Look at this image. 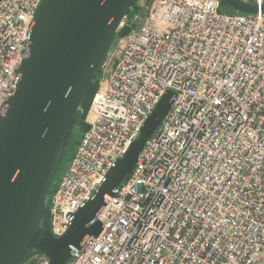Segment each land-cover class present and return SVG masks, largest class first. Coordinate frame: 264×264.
I'll list each match as a JSON object with an SVG mask.
<instances>
[{"label": "built area", "instance_id": "2783aa9c", "mask_svg": "<svg viewBox=\"0 0 264 264\" xmlns=\"http://www.w3.org/2000/svg\"><path fill=\"white\" fill-rule=\"evenodd\" d=\"M41 0H0V114L20 79ZM148 0L116 49L62 178L50 229L63 235L167 90L173 103L135 168L105 195L67 264H264V0ZM137 20V14L132 15ZM35 264L49 258L35 252Z\"/></svg>", "mask_w": 264, "mask_h": 264}, {"label": "water", "instance_id": "95a60500", "mask_svg": "<svg viewBox=\"0 0 264 264\" xmlns=\"http://www.w3.org/2000/svg\"><path fill=\"white\" fill-rule=\"evenodd\" d=\"M137 0H41L31 42L18 67L20 79L0 114V264H24L41 252L49 264H67L86 237H96L95 220L105 195L132 174L147 140L169 111L167 90L124 155L117 158L93 196L71 218L67 231L50 229L49 193L63 146L77 115L86 120L101 79H93L123 21ZM221 9L255 13L258 5L219 0ZM264 9V4L261 5Z\"/></svg>", "mask_w": 264, "mask_h": 264}, {"label": "rangeland", "instance_id": "374dc122", "mask_svg": "<svg viewBox=\"0 0 264 264\" xmlns=\"http://www.w3.org/2000/svg\"><path fill=\"white\" fill-rule=\"evenodd\" d=\"M147 2L148 0H137L136 2L137 9H135V14H137V20L135 19L133 20V17L131 16L127 17L121 24L116 34L114 35V38L109 46V49L102 63L98 67L97 73L101 80H104L108 76L110 69L114 65V61L116 57L115 56L116 49L119 48V46L123 43L124 41L123 39L127 36V34L139 25L140 20L142 19V15L144 14L145 5L147 4ZM222 12L230 13V14L240 13L239 11H235L230 8L222 9ZM124 26H127L129 30L124 34L119 33V30ZM85 122H87V119L85 120ZM82 131H83L82 125L80 124V122H76L72 127V134L70 136L69 142L65 146L64 153L61 156V160L59 161V164L57 165L53 184L51 186L50 193H49V201L52 197L54 186L56 185L57 182L60 181L66 168L68 167V164L70 163V160L73 156L77 141L82 135ZM35 255L36 253L33 252L30 255V257L25 261L24 264H35L36 263Z\"/></svg>", "mask_w": 264, "mask_h": 264}, {"label": "trees", "instance_id": "16d2710c", "mask_svg": "<svg viewBox=\"0 0 264 264\" xmlns=\"http://www.w3.org/2000/svg\"><path fill=\"white\" fill-rule=\"evenodd\" d=\"M228 8L234 10V9L231 8V7H228ZM135 9H137V5H136V3H135V5H134V11H135ZM235 11H236V10H235ZM128 30H129V28H128L127 26H124V27H122V28L119 30V33L124 34V33H126ZM97 71H98V68H97V69L95 70V72H94L93 79L99 77ZM76 122H80V124L82 125V127H83V131H82V133H83V132L86 130V128H87V126H88V123L85 122V120H82V119L80 118L79 115H77L74 124H75ZM71 134H72V129H71V131H70V133H69V135H68V137H67V139H66V142H65V144H64V146H63V149H62V152H61V155H60L59 161L61 160V156H62V154L64 153L65 146H66L67 143L69 142V139H70ZM80 137H81V136H80ZM77 142H78V141H77ZM59 161H58L57 165L59 164ZM56 168H57V167H56ZM55 173H56V170H55ZM54 177H55V174H54ZM54 177H53V180H54ZM33 252H34V251L29 252V254H28V256H27V259L30 257V255H31ZM27 259H26V260H27Z\"/></svg>", "mask_w": 264, "mask_h": 264}]
</instances>
